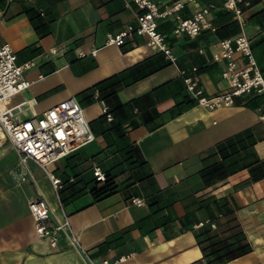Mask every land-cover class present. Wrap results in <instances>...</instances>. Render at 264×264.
<instances>
[{
  "label": "crops",
  "instance_id": "0c3cea01",
  "mask_svg": "<svg viewBox=\"0 0 264 264\" xmlns=\"http://www.w3.org/2000/svg\"><path fill=\"white\" fill-rule=\"evenodd\" d=\"M153 1L164 8L174 0ZM223 1L183 0L182 18L206 7L216 31L203 30L195 39L174 36L171 20H161L158 31L177 62L164 58L165 67L133 81L126 71L159 53L138 35L123 46L105 44L108 35L135 22L132 0H0V43L13 48L18 64H33L24 72L30 86L10 102L15 120L40 117L75 98L93 135L48 167L60 180L57 192L32 160L21 164L10 142L0 138V264H116L122 257L117 264H206L196 237L202 226L194 228L209 217L205 204L219 222L225 209L232 211L252 248L226 264H264V176L236 168L206 184L200 173L222 162V154H208L216 145L243 134L264 161V122L258 118L264 96L244 94L232 106L209 110L188 96L180 76L196 67L205 95L225 91L223 65L213 58L220 39L241 31L264 76V0H250L239 17ZM234 57L245 65L239 53ZM114 77L121 84L106 85ZM96 168L113 189L100 197L105 184L96 180ZM39 197L59 220L68 216L86 255L69 245L66 231L56 250L38 238L28 205Z\"/></svg>",
  "mask_w": 264,
  "mask_h": 264
},
{
  "label": "built area",
  "instance_id": "2783aa9c",
  "mask_svg": "<svg viewBox=\"0 0 264 264\" xmlns=\"http://www.w3.org/2000/svg\"><path fill=\"white\" fill-rule=\"evenodd\" d=\"M193 1V0H188ZM136 7L135 22L127 24L117 35H108L105 44L123 46L126 39L133 35L146 39L148 47L162 54L170 64H176L177 56L166 42L165 35L158 31L159 22L171 20V34L185 35L195 39L203 30L216 31L210 22L209 9L203 7L190 17L182 18L179 12L183 8V0H175L170 6L160 8L153 0H132ZM251 5L250 0H224L223 7L234 16L239 17ZM5 11L0 8V24ZM202 54L203 51L199 50ZM239 53L245 65L239 66L235 54ZM213 60L222 63L221 78L227 82V89L211 96L204 94L195 78L197 68L190 73L180 71V76L188 96L196 104L214 110L234 104V98L244 94L264 95V76L261 73L251 50L248 37L243 31L231 38L218 41V52ZM31 62L22 65L17 63V56L8 43H0V137L10 142L18 155L21 164L32 160L49 178L54 191L61 188L60 180L48 167L63 159L93 140L84 110L75 98H69L43 112L40 117L25 121L15 120L14 107H10L11 99L30 86L24 72L29 70ZM96 97L98 95L96 94ZM102 112L111 119L106 104L101 100ZM258 118L264 122V103L258 108ZM97 181H105V176L98 168L94 170ZM141 205L140 201H135ZM29 211L33 218L35 234L47 242L49 248H60L62 232L69 236V245L82 254L86 251L79 238L71 228L68 216L62 213L59 220L45 198H36L29 202ZM208 224L215 229V223L209 219L198 223L194 228ZM122 257L115 261H124ZM91 264H96L90 260ZM100 264H109L107 260Z\"/></svg>",
  "mask_w": 264,
  "mask_h": 264
},
{
  "label": "trees",
  "instance_id": "16d2710c",
  "mask_svg": "<svg viewBox=\"0 0 264 264\" xmlns=\"http://www.w3.org/2000/svg\"><path fill=\"white\" fill-rule=\"evenodd\" d=\"M167 64L164 57L159 53L154 56V58L147 59L133 66L126 72L131 80L134 81L165 67ZM117 79L118 78L114 77L111 81L106 82V85L110 84V87L119 86L121 82ZM114 94L116 93L113 92L111 95ZM257 96L261 97L264 95ZM108 113L110 114L109 108ZM249 139L248 135L243 134L240 137L239 135L236 136V141L234 143L233 139H228L216 145L208 154H222L223 160L222 162L211 163L209 167L200 171L204 182L206 184L212 183L233 174L237 170L243 169H251L255 177L264 176V161L260 162L258 160L254 153L252 141H249ZM227 150L233 151L229 153ZM104 184V188L97 192L98 196L106 195L113 191L107 178ZM204 207L207 208V214L209 215L208 219L215 223V228H217L213 230L210 225L204 224L196 235L198 243L204 253L206 264H226L252 250L250 244L246 241L245 236L241 232L237 219L232 215V211L225 209V220L219 222L218 218L210 215L213 210L209 207V204H205Z\"/></svg>",
  "mask_w": 264,
  "mask_h": 264
},
{
  "label": "bare ground",
  "instance_id": "6f19581e",
  "mask_svg": "<svg viewBox=\"0 0 264 264\" xmlns=\"http://www.w3.org/2000/svg\"><path fill=\"white\" fill-rule=\"evenodd\" d=\"M0 138H2V139H3L4 137H3V136H1ZM239 264H247V263H239Z\"/></svg>",
  "mask_w": 264,
  "mask_h": 264
}]
</instances>
